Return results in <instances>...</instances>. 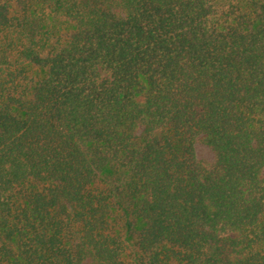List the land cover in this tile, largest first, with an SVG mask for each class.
I'll list each match as a JSON object with an SVG mask.
<instances>
[{
	"label": "trees",
	"instance_id": "trees-1",
	"mask_svg": "<svg viewBox=\"0 0 264 264\" xmlns=\"http://www.w3.org/2000/svg\"><path fill=\"white\" fill-rule=\"evenodd\" d=\"M0 54V264H264V0H0Z\"/></svg>",
	"mask_w": 264,
	"mask_h": 264
},
{
	"label": "rangeland",
	"instance_id": "rangeland-1",
	"mask_svg": "<svg viewBox=\"0 0 264 264\" xmlns=\"http://www.w3.org/2000/svg\"><path fill=\"white\" fill-rule=\"evenodd\" d=\"M3 59H11L10 55H6V56H2L0 54V63L3 61ZM193 147H194V152L195 155L198 159L206 161V162H212L213 161V153L212 151L201 142V136L198 135L195 138V141L193 143ZM82 264H96V262L94 260H92L91 258H86L85 260H83Z\"/></svg>",
	"mask_w": 264,
	"mask_h": 264
}]
</instances>
